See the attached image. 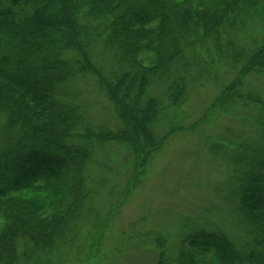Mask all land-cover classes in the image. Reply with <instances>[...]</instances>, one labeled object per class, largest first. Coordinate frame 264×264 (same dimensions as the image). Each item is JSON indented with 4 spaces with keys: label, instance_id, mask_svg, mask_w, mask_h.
<instances>
[{
    "label": "rangeland",
    "instance_id": "obj_1",
    "mask_svg": "<svg viewBox=\"0 0 264 264\" xmlns=\"http://www.w3.org/2000/svg\"><path fill=\"white\" fill-rule=\"evenodd\" d=\"M250 2L226 17L218 38L188 35L184 40L191 48L173 64L171 79L163 73L147 76L140 104L152 106L154 100L155 117L141 119L145 127L137 141L130 136L135 122L127 116L126 130L120 115L134 106L121 98L118 107L105 89L121 73L117 55L106 48L91 50L97 77L78 73L61 94L81 117L72 140L88 145L90 156L79 176L62 183L66 189L58 197L69 209L60 238L43 251L17 238L18 264H152L160 254L175 255L186 231L201 228L223 231L235 246L241 242L236 160L247 151L241 150L244 144L255 147L263 138L262 121L254 117L264 102V78L241 77L237 95L224 88L245 65H232L228 52L249 51L264 39V21L249 16ZM173 92L181 95L178 102ZM250 95L257 99L246 103ZM6 122L0 111V151L11 139Z\"/></svg>",
    "mask_w": 264,
    "mask_h": 264
},
{
    "label": "trees",
    "instance_id": "obj_2",
    "mask_svg": "<svg viewBox=\"0 0 264 264\" xmlns=\"http://www.w3.org/2000/svg\"><path fill=\"white\" fill-rule=\"evenodd\" d=\"M249 1V16L264 21V0H0V111L7 115L5 131L11 136L0 151V264H18L17 238L43 251L64 230L69 206L61 207L58 194L66 189L65 178L79 176L90 147L72 140L81 117L61 94L78 73L97 77L91 50L106 48L117 55L121 73L114 72V83L106 82L105 89L118 107L121 98L134 106L120 115L126 130L127 116L135 122L130 136L137 141L145 127L141 119L155 117L154 100L152 106L140 104L147 76L163 73L171 79L175 61L191 48L184 39L190 34L218 38L226 17ZM228 57L232 65H245L225 93L237 95L247 74L264 78V39L249 51L231 50ZM256 99L250 95L244 101ZM259 104L254 120L262 121L264 131V102ZM245 146L234 178L241 242L235 246L220 230H189L175 255L160 254L152 264H264V135L257 146L244 144L241 150ZM42 159L62 163L47 167ZM26 192L43 196L19 197Z\"/></svg>",
    "mask_w": 264,
    "mask_h": 264
}]
</instances>
